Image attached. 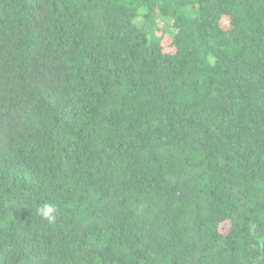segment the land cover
I'll return each instance as SVG.
<instances>
[{
  "label": "trees",
  "instance_id": "obj_1",
  "mask_svg": "<svg viewBox=\"0 0 264 264\" xmlns=\"http://www.w3.org/2000/svg\"><path fill=\"white\" fill-rule=\"evenodd\" d=\"M0 264H264V0H0Z\"/></svg>",
  "mask_w": 264,
  "mask_h": 264
},
{
  "label": "clouds",
  "instance_id": "obj_2",
  "mask_svg": "<svg viewBox=\"0 0 264 264\" xmlns=\"http://www.w3.org/2000/svg\"><path fill=\"white\" fill-rule=\"evenodd\" d=\"M37 213L49 223L54 222L57 214V207L52 203H44L42 206L37 208Z\"/></svg>",
  "mask_w": 264,
  "mask_h": 264
},
{
  "label": "rangeland",
  "instance_id": "obj_3",
  "mask_svg": "<svg viewBox=\"0 0 264 264\" xmlns=\"http://www.w3.org/2000/svg\"><path fill=\"white\" fill-rule=\"evenodd\" d=\"M164 41H165V42H167V41H168V39L165 37Z\"/></svg>",
  "mask_w": 264,
  "mask_h": 264
}]
</instances>
